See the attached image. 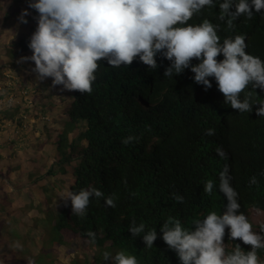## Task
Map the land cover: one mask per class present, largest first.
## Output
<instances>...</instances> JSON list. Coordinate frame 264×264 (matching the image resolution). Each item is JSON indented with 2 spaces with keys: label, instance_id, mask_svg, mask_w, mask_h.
<instances>
[{
  "label": "trees",
  "instance_id": "trees-1",
  "mask_svg": "<svg viewBox=\"0 0 264 264\" xmlns=\"http://www.w3.org/2000/svg\"><path fill=\"white\" fill-rule=\"evenodd\" d=\"M24 8H28V0H2L0 30L18 18ZM28 11V23H21L20 39L2 45L0 50V81L6 83L5 76L10 73L9 82H12L0 90V101L4 100L5 105L1 108L5 112L0 109L2 120H11L16 134L21 135L25 128L23 122L29 123L32 116L43 117L47 110L62 113L55 136L42 145L50 143L54 149L51 163L42 159L44 165L50 163L46 175L40 173L32 183L37 184L44 176L66 175V168L74 164L70 190L97 188L105 197L114 195L116 204L114 208L108 207L104 199L93 198L84 218L73 215L70 204L65 206L51 220V244L63 245L66 238L89 241L100 249L95 264H111V260H105V254L115 256L119 251L136 256L138 264H180L175 251L160 238V228L169 217L191 227L209 212L221 213L227 200L218 185L219 174L225 167L239 194L240 211L253 227L250 212L259 209L264 214V117L256 115L259 105H254L251 113L239 114L224 104L214 78H209L212 88L205 90L194 82L195 74L190 69L174 79L166 78L164 73L170 62L160 55L156 57L158 68L155 70L138 58L120 68L99 62L91 93L53 86L51 78L42 81L37 78L32 71L33 62L21 61L22 57L32 55L27 45L33 33L26 35L23 31L37 27L34 18L38 13ZM218 12V6L205 8L189 23L199 24L208 19L219 24L221 41L243 34L246 52L264 60V10L254 12L250 20L242 16L234 22L233 29L219 21ZM222 59L223 56L218 57ZM197 63L195 59L192 61L193 65ZM22 88L32 93L28 101L24 96L21 100ZM245 92L251 94L254 103L264 102L261 89L254 90L249 85ZM12 95L20 105L10 102ZM21 105L24 112L20 111ZM9 110H14L20 118L9 115ZM208 129H213L214 135L208 136ZM130 135L136 141L122 144ZM9 141L1 143L0 151L16 149L18 141L13 138ZM217 148L223 150V157L217 155ZM2 157L0 153V160ZM252 176L257 178L255 185L249 184ZM1 179L8 180L7 172L2 169ZM208 180L216 184L212 195L203 190ZM176 194L183 197V203L175 200ZM4 209L1 205L0 212ZM133 221L137 225L145 224L146 232L156 229L153 247H145L142 237L131 236L128 229ZM89 231L95 233L94 241L85 235ZM223 242L230 244L227 251L235 244H240L244 251L251 250L250 245H244L239 239L230 241L227 228ZM257 255L260 264H264V249H257ZM5 258L0 256L4 264H28V260L22 259L5 263ZM41 263L40 258L35 264Z\"/></svg>",
  "mask_w": 264,
  "mask_h": 264
},
{
  "label": "clouds",
  "instance_id": "clouds-1",
  "mask_svg": "<svg viewBox=\"0 0 264 264\" xmlns=\"http://www.w3.org/2000/svg\"><path fill=\"white\" fill-rule=\"evenodd\" d=\"M217 6L219 21L233 29L234 22L242 16L250 20L254 12L262 13L264 0H28V8L21 11L18 19L27 24L28 9L35 10L37 27L27 45L32 55L22 57L21 61L33 62L32 71L41 81L51 78L53 86L91 93L99 62L120 68L138 58L155 70L158 68L156 57L160 55L170 62L164 73L166 78L174 79L190 69L195 74L194 82L205 90L212 88L209 78H214L225 105L239 114L251 113L253 106L259 105L256 115L264 117V102L254 103L251 94L245 92L249 85L264 91V60L246 52V37L240 34L221 41L219 24L208 19L199 24L189 23L205 8ZM220 56L222 60H218ZM194 59L198 61L195 65ZM22 89L25 100L31 99L30 90ZM10 102L19 101L12 95ZM206 134L212 136L214 130L208 129ZM135 141L136 137L130 135L122 144ZM217 155L225 154L217 148ZM257 183L255 176L249 178L250 185ZM215 187V182L208 180L203 190L212 195ZM218 190L227 200L221 213L209 212L191 227L169 217L160 228V238L175 251L180 264H260L257 249H264V227L259 232L253 231L248 217L240 211L239 194L232 186L227 167L219 174ZM93 198L104 199L108 207L116 206L114 195L105 197L93 187L78 192L66 189L60 194V200L66 205L70 203L73 215L80 218L87 215ZM174 198L183 203L182 196L176 194ZM49 218L51 222L53 217ZM226 228L230 241L239 239L244 245H250L251 250L244 251L240 244H235L227 251L230 244L223 242ZM128 231L132 237H142L148 248L157 239L156 229L146 232L143 223L137 225L133 221ZM85 235L94 241V232ZM12 247L23 250L19 241ZM105 260H111V264H138L136 256L125 251L115 256L106 253ZM28 264L34 261L29 259Z\"/></svg>",
  "mask_w": 264,
  "mask_h": 264
},
{
  "label": "rangeland",
  "instance_id": "rangeland-1",
  "mask_svg": "<svg viewBox=\"0 0 264 264\" xmlns=\"http://www.w3.org/2000/svg\"><path fill=\"white\" fill-rule=\"evenodd\" d=\"M0 3L2 4V0ZM25 9L27 8L23 10ZM20 27L21 23L16 18L2 31L0 30V50L2 45L10 43L22 35ZM34 31L25 29L23 34L28 35L27 33ZM7 75L8 77L5 76L4 79L6 83L3 80L0 81V90L4 85L10 84L11 74ZM21 96V100H23L24 95L21 94ZM5 97L6 94L3 95V98ZM5 100L7 101V97ZM0 104L1 109L4 100L0 101ZM20 104L19 102L18 105ZM38 104L37 102V106ZM23 107L24 105L20 106L21 112H24ZM8 114L16 115L15 119L20 118V115L18 116L14 110L12 112L9 110ZM43 117L32 116L29 123L23 122L25 128L21 135H17L12 121L2 120L0 114V145L5 141L11 142L9 140L12 138L18 141L16 149L4 150L2 148L0 151L3 154V159L0 160V169L8 174L7 181L0 180V206L5 208L3 212H0V256L6 257L5 263L15 259L16 261L17 259L28 261L31 259L35 264L41 258V264H72V261H78L80 264H95L96 254L100 249L88 241H73L66 238L63 245L51 244L53 234L49 217L58 216L65 206L70 204L66 205L64 201L60 200V194L72 185L75 165L66 168V175L45 176L44 180L37 184L32 183L40 173L46 175L53 158L52 154L54 155V152L51 151L54 149L50 148V143L44 147L42 145L49 140V137L55 136V130L58 128L57 124L60 123L62 113L47 110ZM16 135L18 137H15ZM10 155L11 160H9ZM42 159L50 161V163L44 165ZM31 175L34 177L33 179ZM249 218L253 223L252 230L259 232L261 225H264V214L251 211ZM16 241L23 245L22 251L12 247ZM228 247L229 244L226 246V250ZM0 264H4L1 259Z\"/></svg>",
  "mask_w": 264,
  "mask_h": 264
}]
</instances>
